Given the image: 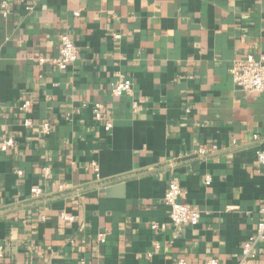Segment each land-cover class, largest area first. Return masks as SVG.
Wrapping results in <instances>:
<instances>
[{"label":"crops","instance_id":"obj_1","mask_svg":"<svg viewBox=\"0 0 264 264\" xmlns=\"http://www.w3.org/2000/svg\"><path fill=\"white\" fill-rule=\"evenodd\" d=\"M5 1L0 264H239L264 221V93L238 88L231 69L264 54V0ZM63 34L78 60L64 70L39 64L58 55ZM124 79L132 93L115 96L112 84ZM27 99L29 113L20 110ZM95 101L114 123L109 134ZM10 136L16 146L4 151ZM171 180L201 211L197 225L171 223ZM32 186L43 195L32 197Z\"/></svg>","mask_w":264,"mask_h":264},{"label":"built area","instance_id":"obj_2","mask_svg":"<svg viewBox=\"0 0 264 264\" xmlns=\"http://www.w3.org/2000/svg\"><path fill=\"white\" fill-rule=\"evenodd\" d=\"M0 7L2 8L3 15L7 16L9 9L5 0L0 2ZM76 14H79V12H76ZM78 58L79 48L75 41L70 35L63 34L61 36L58 55L50 60L46 56L39 55L37 60L41 65L51 63L58 69L64 70L75 63ZM231 73L235 85L241 90L264 93V54H261L259 57L249 54L243 58H237L234 61ZM111 90L115 96L131 94L133 91V82L130 79L117 80L112 84ZM32 106L33 100L27 99L20 105V110L29 113ZM134 108H138L137 103H134ZM104 109L105 106L102 102L95 101L92 103L94 119L97 122H100L103 131L109 134L114 127V123L112 120L105 117ZM23 123L28 127L34 126V120L29 116L24 118ZM40 131L43 134H50L52 131L51 123L48 121L42 123L40 125ZM254 137L255 139H260L258 134ZM15 146L16 140L14 137L10 136L3 140L1 149L6 151ZM198 152L199 154H206L208 150L205 147H201ZM256 157L261 164H264V144L256 149ZM92 167L98 174L100 168L97 161L92 162ZM211 181L212 179L208 175L205 179V183L209 185L211 184ZM43 192V188L40 186H32L30 188V193L34 198L41 197ZM183 194L184 192L180 184L175 180H171L164 195V202L170 210V221L177 227L182 225H197L201 220V211L191 207L187 203L181 202ZM261 212L264 213V207L261 208ZM60 217L62 220L70 222L75 221L77 218L74 214L66 211H62ZM152 228L155 230L159 229L158 222H153ZM98 240L100 242H105L106 234H98ZM262 244H264V221L258 223L256 234L251 236L244 244L242 258L240 259L239 264H262V260L259 258V252L261 251L260 247ZM155 248H159L158 243L155 244ZM171 264H189V262L185 257H178L173 260ZM205 264H219V261L215 258H211L207 260Z\"/></svg>","mask_w":264,"mask_h":264}]
</instances>
